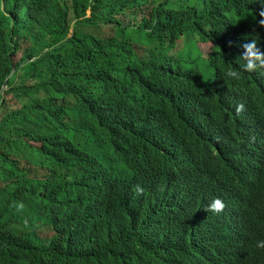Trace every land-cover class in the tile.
Masks as SVG:
<instances>
[{
	"label": "trees",
	"instance_id": "16d2710c",
	"mask_svg": "<svg viewBox=\"0 0 264 264\" xmlns=\"http://www.w3.org/2000/svg\"><path fill=\"white\" fill-rule=\"evenodd\" d=\"M178 1L0 4V264H264V166L237 198L244 250L214 252L197 216L198 191L232 175L225 100L264 86L204 84L159 53L191 31L216 40L235 16L247 26L253 0ZM133 185L161 193L159 217L137 224L111 200Z\"/></svg>",
	"mask_w": 264,
	"mask_h": 264
},
{
	"label": "clouds",
	"instance_id": "9594fccd",
	"mask_svg": "<svg viewBox=\"0 0 264 264\" xmlns=\"http://www.w3.org/2000/svg\"><path fill=\"white\" fill-rule=\"evenodd\" d=\"M188 3L190 9L197 12L202 7V0H191ZM0 4L3 9L4 0ZM250 18L245 26V19L240 16L233 17L232 24L216 40L203 38L198 30L183 33L171 47L176 48L181 40L194 47V58L191 63L184 64H187V71H192L204 84L216 82L224 86V79L227 77H247L264 86V0H253ZM195 42L210 44V51L205 57L195 47ZM218 53L226 63L220 77H216L215 56ZM194 61L202 67L201 71L192 66ZM223 112L218 126L231 141V145L223 152L226 155V166L232 170V175L217 187L206 185L198 191L200 211L197 216L203 223V229L214 252L238 254L240 249L244 250L245 241L241 238H247V228L237 198L246 195L249 185L260 176L264 166V99L232 96L225 100ZM111 200L119 207L129 209L137 224L155 216L159 217L164 209L161 193L155 189L141 188L140 185L122 188L120 195ZM14 206L17 210L24 208L23 203ZM102 220L105 225L114 227L117 237L120 231L117 226L119 221L105 218ZM132 232L133 229L129 234ZM258 247H264V241L259 242Z\"/></svg>",
	"mask_w": 264,
	"mask_h": 264
},
{
	"label": "rangeland",
	"instance_id": "374dc122",
	"mask_svg": "<svg viewBox=\"0 0 264 264\" xmlns=\"http://www.w3.org/2000/svg\"><path fill=\"white\" fill-rule=\"evenodd\" d=\"M176 2H179L178 0H175ZM185 5L187 4V2H184V0L181 1L180 5ZM145 11L147 12L148 9H145ZM187 41H179L177 44V47H169L168 45L165 46H160L159 47V53L161 56L165 57V56H172L174 57V59L180 63H191L192 59L195 56V49L192 45H187ZM195 47L197 49H199L201 55L203 57H205L208 52L210 51V44H201V43H196L195 42ZM21 56V52H18L14 58V61H17ZM192 66L195 67L198 70H202V67L199 65V63L197 61H194L192 63Z\"/></svg>",
	"mask_w": 264,
	"mask_h": 264
},
{
	"label": "bare ground",
	"instance_id": "6f19581e",
	"mask_svg": "<svg viewBox=\"0 0 264 264\" xmlns=\"http://www.w3.org/2000/svg\"><path fill=\"white\" fill-rule=\"evenodd\" d=\"M204 263V262H203Z\"/></svg>",
	"mask_w": 264,
	"mask_h": 264
}]
</instances>
